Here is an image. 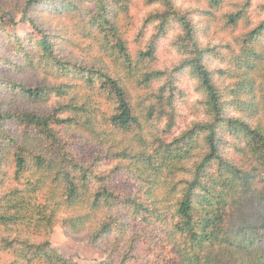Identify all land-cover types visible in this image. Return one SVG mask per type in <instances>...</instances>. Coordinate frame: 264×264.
I'll use <instances>...</instances> for the list:
<instances>
[{
    "label": "trees",
    "instance_id": "trees-1",
    "mask_svg": "<svg viewBox=\"0 0 264 264\" xmlns=\"http://www.w3.org/2000/svg\"><path fill=\"white\" fill-rule=\"evenodd\" d=\"M190 1L0 0V264H79L58 225L102 264H264V4Z\"/></svg>",
    "mask_w": 264,
    "mask_h": 264
},
{
    "label": "rangeland",
    "instance_id": "rangeland-1",
    "mask_svg": "<svg viewBox=\"0 0 264 264\" xmlns=\"http://www.w3.org/2000/svg\"><path fill=\"white\" fill-rule=\"evenodd\" d=\"M187 1L190 0H178L179 4H184L185 7L187 6H193L196 7L195 1H190L189 3ZM261 4H264V0H256L255 1V7L257 8ZM90 9L93 8V6H89ZM252 20L254 22H257L261 16L258 15V11L254 10L251 12ZM140 17V13H138V16ZM9 32L11 33H17L20 36H25L28 33H33L32 29L29 26L25 25H19L17 28H8ZM240 32H243L241 30ZM239 32V33H240ZM135 30L131 31V37L134 35ZM214 35H217L215 31L211 34V38L215 37ZM218 37H221V34H218ZM171 40V36L167 39L161 40L159 42L158 47V56L160 61L161 67H171L174 63L178 61V57L175 56L173 53L169 52V43ZM2 53L5 55L9 54V51L7 47L4 45L2 47ZM215 65V64H213ZM178 87H179V95L177 97L178 105H179V114L177 118V124L176 128L173 131V136H177L178 134L182 133L188 124L194 120L193 113L191 112L194 109L193 103L197 99L194 87L192 82L189 80V78L186 75H182L179 77L178 81ZM18 108L23 107L22 104L17 106ZM27 107V106H26ZM25 108V107H23ZM77 139H81V137H77ZM85 140H82L78 143L76 150L78 154L83 158H92L96 154L100 153V149L92 144L90 141H88L86 138ZM229 153H232V155H237L234 153V151H229ZM113 187L121 193L124 194H134L136 193L140 185L137 181L130 178L126 174L117 175L114 178L113 181ZM264 193V191H263ZM52 245L58 249L65 257L74 259L79 264H102V262L106 259L105 253L90 244L79 241L75 238L67 236L60 225L55 227L54 233L51 238ZM146 240H143L140 243L139 246V252H144L146 248ZM149 260H146L144 262H148ZM141 264V263H140Z\"/></svg>",
    "mask_w": 264,
    "mask_h": 264
}]
</instances>
